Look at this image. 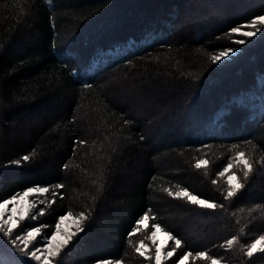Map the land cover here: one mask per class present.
<instances>
[{
    "label": "trees",
    "instance_id": "1",
    "mask_svg": "<svg viewBox=\"0 0 264 264\" xmlns=\"http://www.w3.org/2000/svg\"><path fill=\"white\" fill-rule=\"evenodd\" d=\"M245 2L218 21L204 0H0V204L47 190L14 238L83 217L46 263L0 233V264H143L144 216L169 235L167 264H264V23L218 59L264 16ZM136 75L169 105L159 118L113 96Z\"/></svg>",
    "mask_w": 264,
    "mask_h": 264
},
{
    "label": "rangeland",
    "instance_id": "2",
    "mask_svg": "<svg viewBox=\"0 0 264 264\" xmlns=\"http://www.w3.org/2000/svg\"><path fill=\"white\" fill-rule=\"evenodd\" d=\"M245 1L248 2V0H204L205 3H202V5L209 9L213 19L222 21L229 13H239L243 7L251 8V6L247 5ZM189 12V16H191L192 12ZM242 19L243 18H240L238 22H241L240 20ZM188 20H192V18L189 17ZM262 23H264V16L255 17L250 20V22L240 23L238 27L234 28L229 39L227 38L226 41L229 45V48L222 52H218V59L220 60L219 62L223 64V62L228 59L233 60L232 57H234L236 54L237 49L239 50L237 47L242 45V43L247 44L246 42L248 41L249 37L257 34L258 31H255V29H258ZM213 26L215 25H212L210 28H213ZM215 43L217 44L216 46H218L219 44H222L223 41H216ZM137 79H139L137 75L134 80L127 79L123 81L118 78V82L115 83V87L113 86V96L117 97L120 102L124 101L127 103L130 112L134 113L135 115L139 113H146L148 110H153L154 118H159L161 112L168 104H161L157 103L155 100H151L148 97L147 88L145 89L143 86L139 87L137 85ZM128 97H131V99H129V104ZM132 98L136 101H140V104L137 105L136 101L134 100V102ZM226 178L228 179V183H231L233 186L236 185V176L233 172V169L227 173ZM46 192L47 190L42 187L31 188L2 202L0 204L1 235L5 236V238L8 236L13 237L16 232L15 229H20L22 226L21 224L29 221V218L32 217L30 214L31 209ZM188 198L194 202L196 201L199 204L206 205L205 201L199 200L193 195L188 194ZM82 221V216L65 215L60 218L53 235L49 238L40 236V229L33 228L23 232L21 235H18L15 238L13 237L12 240L15 242V244L22 246V248L34 260L39 259L46 263L49 261L48 257L50 254H53L58 249L63 248L66 245V242H68V240H70V238L79 231V226H81ZM148 221L149 216H144L136 230V240L138 241L136 253L140 258L139 261L143 262V264H167L168 261L171 260L170 257L174 254L173 249L169 244V235L157 225L149 227ZM260 243L261 239H258L253 245V249H256ZM187 260L188 257L185 256L175 264H186ZM93 264L123 263L121 261L106 260ZM215 264L220 263L215 262Z\"/></svg>",
    "mask_w": 264,
    "mask_h": 264
}]
</instances>
